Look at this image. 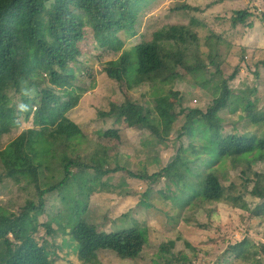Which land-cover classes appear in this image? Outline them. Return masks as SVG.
<instances>
[{"label": "trees", "instance_id": "16d2710c", "mask_svg": "<svg viewBox=\"0 0 264 264\" xmlns=\"http://www.w3.org/2000/svg\"><path fill=\"white\" fill-rule=\"evenodd\" d=\"M225 1L214 0L212 3L217 5ZM150 2L0 0V143L4 135L10 134L13 127L20 125L19 119L23 115L26 119L33 117L34 124L33 128L23 130L0 151L6 177L16 184L24 182L25 187L34 190L33 197L26 199L16 212H9L0 205V264H52L50 248L55 243L49 241V238L54 239L55 231L51 221L41 223L40 217L45 214L47 196L66 189L71 194V202H76L75 219L69 221V224L63 218L52 220L58 223L60 229L65 226V229L71 230V239L77 244L80 262L98 264V253L104 250L113 251L124 260H136L143 256L149 241L147 226L135 221L128 229L106 232L100 230L98 225L84 220L82 213L85 214L87 210V199L91 197V191L96 192L100 186L98 184L96 187L97 184L93 185L96 182L87 178L92 165L76 161L64 151L61 159L57 160L59 167L53 170L59 173L57 177L52 175L55 182L44 189L40 186V180L44 171L52 172L51 159L55 155L53 147L59 145L71 149L70 143L81 142L84 138L81 128L70 121L67 114L78 106L89 90L77 86L74 83L77 76L71 73L72 68L84 65L80 44L85 41L86 24L91 28L99 49L116 53L123 50L118 59L106 64L105 72L117 82L124 79L129 92L155 80L160 83H176L188 75L207 70V65L200 58L201 54L193 53L191 56L188 49L181 48L187 44L198 47V35L191 29L193 18L189 25L163 27L154 33L152 41L141 42L130 50H124L128 38L137 36L136 26L140 14L145 4ZM181 9L197 10L187 4H183ZM80 13L87 14V23ZM253 16L249 9L238 10L231 22L235 26L240 23L252 28L254 24L248 20ZM211 39H218L213 34L207 41L210 47L208 58L215 65L219 56L213 53V45L216 47L218 41L211 43ZM239 71L237 68L223 82L222 95L215 98L205 110L182 108L185 122L179 137L186 136L189 145L187 148L180 146L170 164L151 174L146 169L134 173L118 161L111 168L106 157L107 149L101 147L103 154L99 156V161L102 168H98V171L106 176L122 171L131 178L153 183L167 179L175 186L169 199L180 210L196 206L194 201H227L240 209H249L241 196L227 193L220 176L214 172L201 174L199 141L193 137L196 126L204 124L216 140L219 156L230 159L234 165H248L249 169L258 162H264V136L224 135L222 131L223 119L218 113L229 107L242 108L253 125L264 127V112L257 108L256 101L251 100L257 90L254 88L240 97L229 86V81L234 80ZM146 75L151 77L146 78ZM26 92L34 94L26 95ZM169 93L176 100L183 98L181 92ZM125 97L118 110L100 112V116L113 117L116 123L123 124L131 118L137 119L157 142L163 144L169 139L174 127L172 118L163 115L149 121L146 119L147 108ZM63 99L66 101L61 102ZM21 105H27V110ZM100 135L119 140L117 130H107ZM148 144L145 143L144 147L147 148ZM112 148L118 150L119 146L114 144ZM242 174L247 176L246 172ZM246 179L249 183L253 182L251 196L261 201L254 209L255 216L264 218V171L254 172L253 179L248 176ZM76 188L78 193L75 195L72 189ZM80 199L84 201L83 205L77 203ZM42 229L46 230V236H39ZM176 243L169 240L160 245L157 264H190L184 253L172 254ZM187 247L191 248L188 243ZM225 254L220 264H230L232 258L234 263L261 264L257 258L264 257V244L257 249L253 248L251 242L244 240L230 246Z\"/></svg>", "mask_w": 264, "mask_h": 264}, {"label": "rangeland", "instance_id": "374dc122", "mask_svg": "<svg viewBox=\"0 0 264 264\" xmlns=\"http://www.w3.org/2000/svg\"><path fill=\"white\" fill-rule=\"evenodd\" d=\"M150 1L152 2L148 5L145 4L137 22V36L128 38L124 50H130L141 42L152 41L154 33L163 27L189 25L193 18L191 29L198 35V47L187 44L181 48L188 49L191 56L193 53L201 54L200 58L207 65V70L188 75L176 83L168 81L166 84L155 80L129 92L124 79L117 82L105 72L106 64L118 59L123 50L116 53L99 49L91 28L86 24L85 41L80 44L84 65L72 68L71 73L77 76L74 82L77 86L89 90L78 106L67 114L70 121L81 128L84 138L81 142L70 143L71 149L59 145L53 147L55 155L51 159L52 172L43 170L40 186L45 189L55 182L52 175L57 177L59 173L53 170L59 167L57 160L61 159L65 151L76 161L92 165L87 178L95 181L93 185L97 184L96 187L100 184L99 189L91 191L92 195L87 199V210L85 214L82 213L84 220L98 225L100 230L106 232L128 229L135 221L149 228V241L142 257L124 260L113 251L104 250L98 253V264H157L159 247L169 240L177 242L172 254L184 253L190 264H220L230 246L244 240L251 242L253 248L257 249L264 244V218L255 216L254 212L261 201L251 196L253 182L249 183L246 179L247 176L253 179L254 172L264 171V162H258L252 169L245 164L234 165L230 159L219 156L216 140L209 134L206 125L199 124L193 137L199 141L201 174L214 172L220 176L227 193L241 196L249 209H240L227 201H194L196 206L180 210L169 199L175 186L167 179L153 183L131 178L122 171L109 176L102 175L98 171V168H102L99 156L103 154L102 148H105L111 168L118 161L121 166L134 173L146 169L151 174L167 166L175 159L180 146L187 148L189 145L186 136L179 137L183 133L185 122L182 108L205 110L215 98L222 95L223 82L237 68L240 71L234 80L229 81L230 88L236 90L240 97L255 88L257 93L251 100L256 101L257 108L264 112V0H227L217 5H213L214 0ZM183 4L197 10L181 9ZM244 9H249L254 14L248 20L254 24L252 28L240 23L235 26L231 22L235 12ZM80 15L87 23V14ZM213 34L218 39H211V43L218 41L216 47L213 45V53L219 56L215 65L208 58L210 47L207 43ZM177 70L180 71V68ZM150 77L146 75V78ZM170 91L181 92L179 94L183 97L182 100H176L170 95ZM124 97L146 107V119L149 121L163 115L172 118L174 127L169 139L163 144L157 142L148 129L141 127V122L137 119L131 118L128 123L123 124L116 123L113 117L100 116V112L118 110ZM65 101L63 99L61 102ZM245 113L242 108L229 107L221 110L218 115L223 119V134L263 137L264 127L253 125ZM32 119L33 117L26 119L23 115L19 119L20 125L13 127L11 133L2 138L0 151L23 130L33 128ZM107 130H117L119 140L100 135ZM147 142L149 144L145 148L144 144ZM114 144L119 146L118 150L112 148ZM242 172H246L247 176ZM72 190L73 194L78 193L77 188ZM33 193V188L25 187L24 182L16 184L6 177L0 159V205L9 212H16L26 199L33 197ZM193 194L194 192L191 197ZM70 195L69 189L49 194L45 214L40 217L41 223L51 221L55 231L54 239L49 238V241L55 243L50 248L52 264H83L78 260L77 244L71 239V230L65 229V226L60 229L58 223L52 220L63 218L69 224V221L75 219L76 202H71ZM66 196L67 200H64ZM83 202L80 199L77 203L83 205ZM39 236H46V230L42 229ZM187 243L191 248L187 247ZM257 260L264 264L263 256ZM230 264L241 262L234 263L232 258Z\"/></svg>", "mask_w": 264, "mask_h": 264}, {"label": "clouds", "instance_id": "9594fccd", "mask_svg": "<svg viewBox=\"0 0 264 264\" xmlns=\"http://www.w3.org/2000/svg\"><path fill=\"white\" fill-rule=\"evenodd\" d=\"M25 94H26V95H30V94H34V92H33V93H28V92H26ZM21 107L24 108L25 110H27V108H28L27 105H21Z\"/></svg>", "mask_w": 264, "mask_h": 264}]
</instances>
